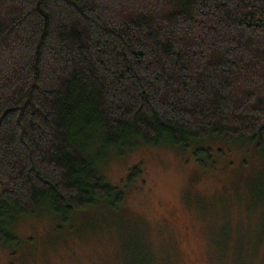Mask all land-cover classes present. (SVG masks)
<instances>
[{"label": "trees", "instance_id": "16d2710c", "mask_svg": "<svg viewBox=\"0 0 264 264\" xmlns=\"http://www.w3.org/2000/svg\"><path fill=\"white\" fill-rule=\"evenodd\" d=\"M209 138L264 155V0H0L1 244L22 216L116 210L142 169L113 185L106 154L207 165Z\"/></svg>", "mask_w": 264, "mask_h": 264}, {"label": "rangeland", "instance_id": "374dc122", "mask_svg": "<svg viewBox=\"0 0 264 264\" xmlns=\"http://www.w3.org/2000/svg\"><path fill=\"white\" fill-rule=\"evenodd\" d=\"M203 144L212 148L207 165L193 153L197 144L106 154L99 169L113 185L122 187L131 167L142 169L116 210L96 204L62 224L22 216L19 242L0 243V264L150 261L142 253L154 264H264V155L248 140Z\"/></svg>", "mask_w": 264, "mask_h": 264}]
</instances>
